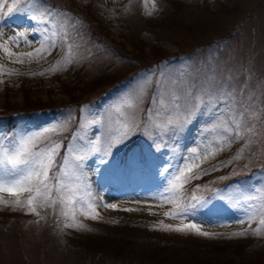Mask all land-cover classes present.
I'll use <instances>...</instances> for the list:
<instances>
[{
	"label": "rangeland",
	"instance_id": "374dc122",
	"mask_svg": "<svg viewBox=\"0 0 264 264\" xmlns=\"http://www.w3.org/2000/svg\"><path fill=\"white\" fill-rule=\"evenodd\" d=\"M58 1L96 15L107 43L115 45L88 36L87 21L65 5L37 0L24 7L25 0H0V43L16 54L0 49V105L6 100L10 108L23 106L26 92L54 107L16 113L7 137L56 125L48 135L59 144L66 139L56 158L59 171L53 169L60 179L49 182L55 183L52 203L37 207L39 215L11 206L35 193H0L10 202L0 203V264H264V215L246 214L262 203L249 204L248 197L264 196V0ZM14 3L19 10L9 15ZM32 15H43L44 23ZM156 48L162 49L159 61ZM132 52L139 58H129ZM221 76L246 85L260 111L245 115L257 135L217 152L213 141L221 136L216 117L222 109L201 111L195 102L192 111L194 101L186 97L173 111L172 101L191 80ZM96 79L102 85L86 88ZM67 86L81 101L78 114ZM185 117L174 135L171 123ZM3 121L0 151L14 147L3 138ZM124 132L127 137L116 143ZM194 148L214 155L194 169L198 179L177 189L182 198L169 203V182ZM69 193L93 204L98 217L85 215L81 203L66 206ZM192 196L208 203L193 209ZM185 206V217L165 215ZM188 223L210 235L165 227Z\"/></svg>",
	"mask_w": 264,
	"mask_h": 264
},
{
	"label": "snow or ice",
	"instance_id": "6c2138e0",
	"mask_svg": "<svg viewBox=\"0 0 264 264\" xmlns=\"http://www.w3.org/2000/svg\"><path fill=\"white\" fill-rule=\"evenodd\" d=\"M36 2L37 0H25L24 7H27L28 4H35ZM14 10H19L15 3L12 7L8 8L7 12L11 15ZM30 19L39 23H44L43 15H41L39 20L36 15H32ZM23 35L24 33H20V36ZM11 39L15 42L16 37L13 36ZM0 49L9 57L16 55L10 51L6 43H0ZM19 55L31 57L33 53H21ZM16 62L23 63V60H17ZM177 91L179 94L176 95L172 101L174 105L173 111H175L176 108L183 107L186 97H190L194 101L192 111L197 110V103L195 102H199V104L203 105L201 111H206L208 108H212L213 111L222 109L216 117V119L220 121V123L217 124V128L221 130V136L213 141L214 148L217 152L224 150L226 147H230L233 142L245 140L246 137L257 135L255 124L245 120V115L249 114L251 117H255L260 109L253 106V98L247 91L246 85L234 83L232 77L221 76L218 79L206 77L205 80L200 83H197L196 80H191L186 88L181 87L177 89ZM205 96L208 98L207 101L204 100ZM128 106L131 107V103H129ZM225 113L228 114V117L222 119ZM188 115L190 116L191 112H189ZM187 119L188 118L185 117L184 121H174L171 123L170 126L174 129V135L179 132V129L183 127V123L187 122ZM56 128V125L51 126V128L46 127L35 135H28L25 133L24 136L19 139L5 136V139L9 140V144L14 147H8L0 151V156L3 157L0 158V193H8L10 196L17 197L26 192L30 194L35 193V195H29L26 201H22L21 199L13 201L11 205L13 208H26L28 212L39 215L37 207H46L52 203L50 196L55 188V183L50 184L49 182L53 181L54 178L55 180L60 179L55 177L53 169L59 171L56 158L59 155L58 149L63 147L57 140L52 139V137L48 135L50 131L55 132ZM214 130L215 129H212L210 131ZM127 135L128 132H124L116 143L122 142ZM44 141H46V143L43 144V147H38V145ZM248 142H251V140ZM213 155L214 153L210 149L202 153L194 148L192 149L191 156L186 158L182 157V166L177 168L176 175H174L169 182L171 195L170 197H165L169 203H175L182 198L177 189L182 188L184 184L189 183L193 179H198L199 176L196 175L194 169L199 168L200 163ZM82 159L83 157H81V160ZM203 171L207 174L206 170ZM64 187L65 186L61 184V191H63ZM191 199L193 201L191 204L193 209L197 207L202 208L208 203V200L203 197L198 198L192 196ZM253 200H259L262 203L258 204L255 209L246 211L249 219L255 218L258 214L264 215V196H249L246 202L250 204ZM63 202L66 206H74L77 203H81L85 215H91L92 218L98 217V213L93 204L82 203L71 193L65 197ZM0 203L8 204L7 201L3 200L2 196H0ZM106 206L112 208L116 207V205L112 204ZM88 209H91V212H89ZM127 210L131 211L132 209ZM188 210V207L185 206L181 207L178 212L165 213V215H169L172 218L185 217ZM63 215L74 216L75 213L65 211ZM239 222L243 223L244 221L241 220ZM261 223L264 224V219H261ZM165 227L174 231L194 230L199 235H210L208 232L202 231L196 223H188L183 227L176 228H173L172 225H165Z\"/></svg>",
	"mask_w": 264,
	"mask_h": 264
},
{
	"label": "trees",
	"instance_id": "16d2710c",
	"mask_svg": "<svg viewBox=\"0 0 264 264\" xmlns=\"http://www.w3.org/2000/svg\"><path fill=\"white\" fill-rule=\"evenodd\" d=\"M48 1L51 4V6H53L55 8H62V6L65 5L72 13H74V14L78 13L81 16V17L80 16L79 17L83 21H87L86 30L89 33L88 36L91 35L99 43H103L104 45H106L108 47H111V46L113 47L115 45L113 43V41H111L110 39H109V44L107 43V38H105V32L106 31H105L104 27L101 25V23H100V21L96 15L90 13L91 17L89 15L85 16L84 14L77 12L78 7L76 5L75 6H69V4H66V3L64 4L58 0H48ZM161 50H162L161 48L154 49L155 52L153 53V55H154L155 60H157V61H159L163 56V55H160ZM173 53H175V52H171L170 54H173ZM133 57H137V59L139 58L138 55L135 53H133V55L129 56V58H131V59ZM115 73H116V70L114 71L113 74H115ZM100 80L101 79L89 80L86 82L87 87H86V85H85V87L92 89V88H95L97 86H100V85H102ZM75 81H76V83L84 82V80H81L80 78L79 79L77 78ZM64 88H65L64 91L68 94V98L69 99L71 98L72 103L76 104L77 114H78V107L81 104V101L78 97V94L75 93L74 90L70 89L68 86L64 87ZM24 97H25V100H24L23 106L10 108V106H11L10 101H6V100L2 105H0V118L2 120H4L3 121L5 124L4 128H6V131L4 133V137L7 136L13 130L12 129L13 126L14 127L16 126V123L14 121V120H16L15 119L16 113L24 112L26 114H32V112L36 111L39 108H43L45 110V109H47V107H49L50 110H54V107L52 105H49V104L48 105H42L40 98H33V96H31L30 94H28L26 92L24 93ZM65 143H66V139L63 138L61 140V145L64 146ZM7 202H8V205H10V202L9 201H7ZM0 213H2V212H0ZM3 215L4 214H2L1 216H3ZM122 225H124V226L127 225V222L125 224H122ZM99 230H100V227H99ZM79 235H81V234H79ZM79 237L82 238L83 236L81 235ZM202 259L204 260V258H202Z\"/></svg>",
	"mask_w": 264,
	"mask_h": 264
}]
</instances>
